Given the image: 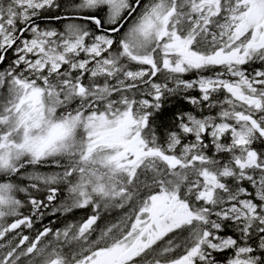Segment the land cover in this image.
Instances as JSON below:
<instances>
[{"label":"snow or ice","instance_id":"obj_1","mask_svg":"<svg viewBox=\"0 0 264 264\" xmlns=\"http://www.w3.org/2000/svg\"><path fill=\"white\" fill-rule=\"evenodd\" d=\"M0 264H264V0H0Z\"/></svg>","mask_w":264,"mask_h":264}]
</instances>
